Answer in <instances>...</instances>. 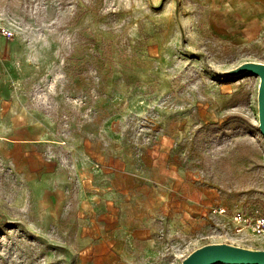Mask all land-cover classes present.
Returning <instances> with one entry per match:
<instances>
[{
    "label": "rangeland",
    "instance_id": "374dc122",
    "mask_svg": "<svg viewBox=\"0 0 264 264\" xmlns=\"http://www.w3.org/2000/svg\"><path fill=\"white\" fill-rule=\"evenodd\" d=\"M208 8L201 0H0V28L13 33L0 34V85L13 82V65L55 131L117 135L137 154L158 151L173 170L133 199L132 214H148L146 223L136 218L135 234L84 244L68 214L54 212L52 189L30 185L0 150V264H182L210 243L264 249L263 238L211 212L264 214L260 78L225 74L264 63V23L240 42ZM70 114L87 121L61 122Z\"/></svg>",
    "mask_w": 264,
    "mask_h": 264
},
{
    "label": "crops",
    "instance_id": "0c3cea01",
    "mask_svg": "<svg viewBox=\"0 0 264 264\" xmlns=\"http://www.w3.org/2000/svg\"><path fill=\"white\" fill-rule=\"evenodd\" d=\"M201 3L219 13L213 23L217 28L225 27L233 40L243 42L251 35L255 21L264 23V0ZM11 68L8 74L13 82L0 85V107H5L0 116L2 158L30 185L52 189L54 212L68 214L71 230L84 244L93 236L109 242L135 234L136 218L146 223L148 214L145 207L143 213L133 215V199L137 194L147 198L159 177L170 179L171 164L154 149L137 154L123 139L103 131H55L53 117L31 106V95L21 82L19 70L13 65ZM86 118L76 120L70 114L61 122L82 124Z\"/></svg>",
    "mask_w": 264,
    "mask_h": 264
},
{
    "label": "water",
    "instance_id": "95a60500",
    "mask_svg": "<svg viewBox=\"0 0 264 264\" xmlns=\"http://www.w3.org/2000/svg\"><path fill=\"white\" fill-rule=\"evenodd\" d=\"M254 74L260 78L258 90L259 129L264 136V63L247 61L226 71V75ZM182 264H264V249H253L231 243H210L195 249Z\"/></svg>",
    "mask_w": 264,
    "mask_h": 264
},
{
    "label": "built area",
    "instance_id": "2783aa9c",
    "mask_svg": "<svg viewBox=\"0 0 264 264\" xmlns=\"http://www.w3.org/2000/svg\"><path fill=\"white\" fill-rule=\"evenodd\" d=\"M0 34H3L7 37H11L13 35L12 32L4 28H0ZM211 212L215 216L222 217L229 215L236 230L240 232L248 230L252 235L264 239V214H251L244 212L229 213L228 209L225 206L221 205L213 207Z\"/></svg>",
    "mask_w": 264,
    "mask_h": 264
}]
</instances>
